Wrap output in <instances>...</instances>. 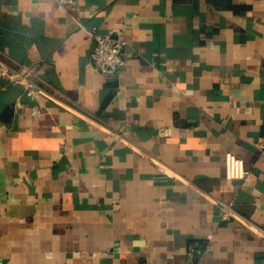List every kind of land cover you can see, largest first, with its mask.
<instances>
[{"label":"crops","instance_id":"0c3cea01","mask_svg":"<svg viewBox=\"0 0 264 264\" xmlns=\"http://www.w3.org/2000/svg\"><path fill=\"white\" fill-rule=\"evenodd\" d=\"M0 59V264H264V0H0Z\"/></svg>","mask_w":264,"mask_h":264},{"label":"built area","instance_id":"2783aa9c","mask_svg":"<svg viewBox=\"0 0 264 264\" xmlns=\"http://www.w3.org/2000/svg\"><path fill=\"white\" fill-rule=\"evenodd\" d=\"M60 2L73 3L74 0H58ZM95 39L92 51L90 52L91 63L102 73L114 74L123 69L127 64V41L119 34L118 27L112 28L105 32H91ZM31 67L15 68L0 59V79L5 78L14 82H23L27 93H36L28 78ZM39 91V90H38ZM37 91V92H38ZM36 113L38 110L35 111ZM259 147L264 149V139L259 142ZM161 168V167H160ZM248 170L245 167L244 160L241 156L230 150L224 152V173L228 179H239L246 176ZM233 212V213H232ZM225 215H232L234 211L231 207H224ZM255 226L264 236V229Z\"/></svg>","mask_w":264,"mask_h":264}]
</instances>
